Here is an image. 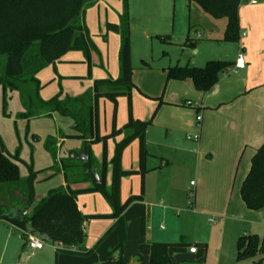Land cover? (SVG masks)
I'll list each match as a JSON object with an SVG mask.
<instances>
[{"label": "crops", "instance_id": "0c3cea01", "mask_svg": "<svg viewBox=\"0 0 264 264\" xmlns=\"http://www.w3.org/2000/svg\"><path fill=\"white\" fill-rule=\"evenodd\" d=\"M111 2L116 3L115 8ZM250 2L243 0V5L240 7L241 40L239 44L223 42L225 31L220 37L210 36L206 42H203L214 47V53L219 54V59L209 61H223V58L226 57L229 58L228 62L236 63L238 54L242 50L247 63L246 69L236 71L238 77L234 79L229 78L231 72L222 75L219 83L207 93L196 91L190 81H170L171 85H178L180 91L185 95L190 94L195 97L196 105L191 107L188 105L190 101H182L180 104L185 106L184 108L159 109L160 112L163 109H175L174 111H178L181 117L175 121L165 120L161 125L165 129L164 132H160L156 136H153V133L158 123L154 118L153 124L146 133V148L149 154L148 173L144 178L136 174L124 177L121 181L122 204L132 196L143 197L141 201L131 204L127 209V212L132 214V219L127 223V243L122 253L126 264H150L149 255L141 253L140 245L142 243L177 244L180 242L188 244L186 252L176 254L173 257V264H197L198 251L193 254L190 249L195 247L198 250L203 245L207 246L206 264H236V247L240 237L256 234L264 239V210L251 211L247 209L241 198V187L250 172L251 160L256 151L264 144V0L259 3L256 1V4H250ZM188 7L190 13L192 9H196L193 8L194 6L190 7L189 3ZM195 11L201 19L203 15H207L203 14L199 8ZM122 12L123 0H100L86 11L85 23L91 38L94 36V26L100 32V36L109 35V39L113 42L112 51L110 47L104 48L99 44L98 48L94 43L102 53L103 71L96 69V66L93 67L95 59V52H93L90 78L84 54L70 52L59 62L37 75L41 84L40 97L43 101L51 100L60 93L61 89L63 90L62 98L81 96L93 88L95 81L116 80L119 77L121 37L113 32H108L107 25H118ZM131 22L132 20L130 25ZM159 32L155 27L152 34L160 36ZM197 39L201 41L203 34H198ZM193 41L191 38L180 41L179 46L183 51L182 54L187 52L185 55L188 64L184 66H195L192 59L200 52H197V49L201 45ZM227 45L231 47L227 48L229 47ZM209 58L210 56L207 57V59ZM133 82L135 85V72H133ZM136 88L135 85L132 93L133 117L139 121H149L154 116V114L152 116L154 108H148L144 113L134 108ZM15 94H12L10 101L9 117L4 116L3 108L0 111V132L2 133H0V137L4 141L8 153L13 156L20 144L22 150L24 146L28 145L31 155L27 158L28 154L24 149L22 155L24 157L20 155L23 161L19 164L20 171L23 165L27 167L32 161L37 174L51 172L54 176L60 175L62 185L58 190L65 189L67 183L64 174L51 170L54 162L51 155L45 150L44 143L49 137L56 139L59 159L73 158L71 155L73 152L79 154L84 142L66 137L75 135L73 121L63 117L68 120L61 122L60 125L55 124L50 132L35 134L31 127L33 124L55 121L56 117L62 116L54 114L51 118H38L30 121L17 119V115L24 109L22 105L21 108H13ZM105 101L109 100L101 99L99 101L100 132L103 136L112 132L114 118V104L109 101L111 103L109 122L103 130L101 106L103 103L106 105ZM123 104H126L127 108H123ZM164 104L178 106L176 101ZM200 117L201 121H199ZM128 119V100L119 98L116 116L117 129L124 128ZM16 120L27 122L25 131L27 138L22 142L18 135V143L16 141V145H14L15 143L11 142L12 131L5 133L2 127L4 123L16 122ZM60 120L61 118H59ZM59 121L57 120L58 123ZM2 135L11 140L9 143L11 145H8ZM198 135L200 138L195 140L194 137ZM33 136L38 137L39 140H35ZM124 137L125 135L122 134L109 140L107 144V185L109 187L112 184L111 161L115 155L116 144L121 142ZM40 144L43 145L47 156H44V161L36 163V145ZM92 152L95 158L93 170L98 177L103 157V144L93 145ZM80 159L86 160L83 155ZM139 167L140 143L136 139L123 153L122 168L124 171H137ZM82 178H84L83 175H73L70 187L73 190H84L91 187V183ZM53 188L50 190L54 191ZM77 204L82 214L87 216H106L113 213L111 205L100 193L79 195ZM187 209L191 210L193 216V220L187 224L188 227L181 218L183 213L189 215ZM179 212L181 214H178ZM143 220L146 223L144 233L142 232ZM116 222V219L87 221L85 223V248L87 250L95 248L101 240L105 239ZM164 223L170 225L169 229L164 226ZM23 234L24 232L19 228L0 220V247L3 251L0 264H5L3 261L5 252L12 258L7 264H57L60 259H64L62 257H66L63 256V253H57L55 247L47 241L41 250L30 248L28 240L25 241ZM192 235L195 241H191ZM115 247L110 245L109 253ZM127 251L128 255H126ZM109 253L108 257L112 258L111 263L116 264L120 259V253L114 252L111 255ZM262 258L264 259V256ZM256 260L258 258L251 260L250 264ZM83 264H94V260H85Z\"/></svg>", "mask_w": 264, "mask_h": 264}, {"label": "trees", "instance_id": "16d2710c", "mask_svg": "<svg viewBox=\"0 0 264 264\" xmlns=\"http://www.w3.org/2000/svg\"><path fill=\"white\" fill-rule=\"evenodd\" d=\"M100 0H0V90L2 108L5 117H9V106L13 93H18L23 112L17 119L32 120L51 118L54 114L73 121L75 135L67 139L84 142L81 152H73V158L59 159L57 141L53 137L46 139L45 150L53 159L51 170L63 173L67 187L54 190L41 200L40 206L29 216L35 206V183L37 172L33 163L27 166L28 176L23 178L19 164L22 145L11 156L0 137V220H4L24 232L25 241L29 235L40 237L57 248V253L77 256H90L95 248H85V223L95 219H116L113 229L118 232V244L109 253H120L116 264H126L122 258L127 243V223L132 214L129 206L143 199L132 196L126 203L121 202V181L124 177L139 174L144 178L148 173L146 133L154 122V116L143 122L133 117L132 93L133 66L131 55V25L129 2L123 0V12L118 25H107L108 32L121 37L119 52L120 74L114 79L97 80L93 88L81 96L62 98L63 90L49 101L40 97L41 84L37 75L51 65L59 62L70 52H82L88 64V76L91 78L92 53L97 52L91 35L86 27V11ZM189 6L198 7L203 13L215 20H225L227 25L223 42L239 44L241 40L239 11L243 0H188ZM161 39L160 36H158ZM169 40L164 37L163 41ZM36 45L39 51H33ZM235 71V63L228 61H209L204 67L175 66L167 70V82L190 81L194 89L207 93L220 81L221 76ZM119 98L128 100V123L117 129L116 116ZM107 99L114 104L112 132L101 135L99 119V101ZM162 104V103H161ZM29 132V131H28ZM124 134V139L116 144L115 155L111 161L113 167L112 184L107 185L108 141ZM39 140L38 137H33ZM138 139L140 143V167L137 171H124L122 156L129 145ZM103 144V157L98 177L93 170L95 158L92 146ZM34 152V150H33ZM86 160H81V156ZM73 175H83L91 187L73 190L70 187ZM100 193L111 205L113 213L106 216H87L78 208L77 197L82 194ZM241 198L247 209L264 210V144L256 151L251 160V169L241 187ZM19 212L22 215H18ZM146 230L143 220L142 232ZM186 242L177 244L142 243L141 253L149 255L150 264H173L176 254L186 252ZM197 264H206L207 246L197 250ZM264 239L256 234L242 236L237 242V260H258L252 264H264Z\"/></svg>", "mask_w": 264, "mask_h": 264}, {"label": "rangeland", "instance_id": "374dc122", "mask_svg": "<svg viewBox=\"0 0 264 264\" xmlns=\"http://www.w3.org/2000/svg\"><path fill=\"white\" fill-rule=\"evenodd\" d=\"M250 2L251 0H246ZM258 3L261 0H255ZM130 5V21L131 22V35H132V65L133 72H135V85L137 86L134 92V108H137L138 111L144 113L148 108H154L152 111V116L158 123V126L154 129L153 136L158 135L160 132H164L165 129L163 125L165 120L175 121V119H180L181 115L175 109H163L160 112V108H184L180 103L182 101H190L189 106L194 107L196 105V98L192 95L180 91L178 85H171L166 82V72L169 68L175 67L176 65L184 66L188 64V60L184 54L181 47L179 46L181 40L192 39L194 43L200 44L198 46L196 55L193 56L192 62L193 65L197 67H204L209 60L219 59L218 53H214L215 49L211 45H208L206 42L207 38L210 36L220 37L226 28L225 20H215L210 15H203L201 19L197 15L196 9L198 7L194 6L191 13L189 12L188 0H128ZM115 8V2H111ZM204 14V13H203ZM205 16V17H204ZM161 19V21H160ZM160 31L161 39L158 38L159 35L152 34V31L155 27ZM154 33V32H153ZM202 33L203 39L198 41L197 35ZM92 37L94 43L99 48V45L107 48L110 47L111 51L113 48V42L109 39V35L100 36V32L97 31V28L93 26ZM167 37L169 40L163 41V38ZM189 37V38H188ZM120 39V38H119ZM191 43V42H190ZM99 44V45H98ZM95 45V46H96ZM230 48V45H227ZM39 51L38 46L34 47L33 51ZM98 50V49H97ZM110 51V54H111ZM213 53V54H212ZM207 59V57H209ZM93 67L96 66V69L99 71L102 70V53L98 50L94 55ZM227 59V60H224ZM229 58H223V61H228ZM235 72L229 74V78L234 79L238 77ZM177 84V83H175ZM175 102L178 106L174 105H165V102ZM101 106V118H102V128L103 130L106 127L107 122H109V108L111 103L105 101ZM162 103V104H161ZM180 104V105H179ZM21 101L19 94H15L13 108H21ZM193 105V106H192ZM2 108V92L0 90V111ZM123 108H127L126 104H123ZM187 108V107H186ZM126 113V112H125ZM59 118L61 120L59 121ZM59 121V123L57 122ZM68 120V119H67ZM66 118L56 117L55 121H46L43 123H35L31 127L35 134H45L51 131L54 125H60L61 122L67 121ZM5 122V121H3ZM27 122L22 120H16V122H7L3 124V132L12 131V141L7 136H3V139L7 141L8 145L10 141L18 143V135L21 137L22 142L27 138L26 136ZM64 130V129H63ZM20 131H23L22 133ZM1 133V132H0ZM25 133V134H24ZM2 134V133H1ZM11 134V133H10ZM6 135V134H5ZM199 136V135H198ZM5 137V138H4ZM34 137V136H33ZM200 138V137H199ZM32 138L30 139V141ZM26 145V144H25ZM36 154L35 162L44 161V156L46 157L45 150L43 145H36ZM25 152L28 154L27 158L31 155L28 145L24 146ZM24 149L21 151V156L24 153ZM24 157V156H22ZM30 165V164H29ZM243 165L241 166V168ZM28 168L26 166L21 167V176H28ZM62 185V177L60 175H53L51 172H42L37 174L36 178V196L37 203L29 212V216L40 206V199L47 197L52 191L51 188L58 190ZM189 208V207H188ZM186 213L182 214V222L188 227L187 224L193 220L191 215V210L187 209ZM178 214H181L179 212ZM174 220V217H173ZM164 226L168 229L170 225L164 223ZM191 241H195L194 236L190 237ZM118 243V232L115 229H112L105 239L101 242L98 248L90 256H77L63 253L62 257L57 264H83L85 260H94V264H112V258L108 257V253L111 250L110 245H113V248ZM11 248V247H10ZM48 248V247H47ZM129 251V250H128ZM128 251L126 255H128ZM237 251V247H236ZM2 247H0V260L2 255ZM12 259L11 256H8V253L4 254L3 261L5 264ZM236 264H250L251 260L238 261L236 259Z\"/></svg>", "mask_w": 264, "mask_h": 264}, {"label": "built area", "instance_id": "2783aa9c", "mask_svg": "<svg viewBox=\"0 0 264 264\" xmlns=\"http://www.w3.org/2000/svg\"><path fill=\"white\" fill-rule=\"evenodd\" d=\"M257 2L255 0H251L250 4H256ZM247 67V63L245 61V55L242 52V50L239 52L236 63H235V71L244 70ZM199 121H201V117L199 118ZM195 140L199 139V136L194 137ZM28 245L30 248L35 250H41L43 249L45 245V241H43L40 237H37L35 235H29L28 236ZM57 248H62V246L55 247V250ZM190 252L195 254L197 253V248L193 247L190 249Z\"/></svg>", "mask_w": 264, "mask_h": 264}, {"label": "water", "instance_id": "95a60500", "mask_svg": "<svg viewBox=\"0 0 264 264\" xmlns=\"http://www.w3.org/2000/svg\"><path fill=\"white\" fill-rule=\"evenodd\" d=\"M19 215L21 216V215H22V213H21V212H19Z\"/></svg>", "mask_w": 264, "mask_h": 264}]
</instances>
